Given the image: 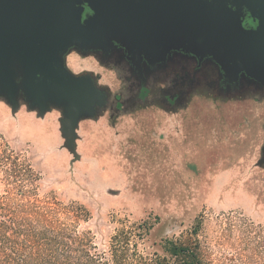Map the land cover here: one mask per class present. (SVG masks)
Wrapping results in <instances>:
<instances>
[{
    "label": "rangeland",
    "instance_id": "1",
    "mask_svg": "<svg viewBox=\"0 0 264 264\" xmlns=\"http://www.w3.org/2000/svg\"><path fill=\"white\" fill-rule=\"evenodd\" d=\"M108 58L65 54L71 72H86L106 93L94 116L78 120L74 147L60 108L40 114L19 99L12 109L0 97V195L10 167L1 158L17 154L39 173L41 195L87 207L90 218L79 226L99 249L121 220H146L153 226L138 248L162 254L163 239L185 235L200 217L210 264H264V92L196 90L170 107L161 85H151L130 105Z\"/></svg>",
    "mask_w": 264,
    "mask_h": 264
},
{
    "label": "water",
    "instance_id": "2",
    "mask_svg": "<svg viewBox=\"0 0 264 264\" xmlns=\"http://www.w3.org/2000/svg\"><path fill=\"white\" fill-rule=\"evenodd\" d=\"M72 48L137 67L206 56L235 81L264 82V0H0V97L12 109L19 99L40 114L60 108L74 147L78 120L106 93L66 67Z\"/></svg>",
    "mask_w": 264,
    "mask_h": 264
},
{
    "label": "trees",
    "instance_id": "3",
    "mask_svg": "<svg viewBox=\"0 0 264 264\" xmlns=\"http://www.w3.org/2000/svg\"><path fill=\"white\" fill-rule=\"evenodd\" d=\"M1 159L10 167L0 195V264H210L199 238L200 217L185 235L163 239L162 254L144 255L138 248L153 226L146 220H121L99 249L91 231L79 226L90 218L86 206L63 202L53 193L41 195L40 175L30 164L17 154Z\"/></svg>",
    "mask_w": 264,
    "mask_h": 264
},
{
    "label": "flooded vegetation",
    "instance_id": "4",
    "mask_svg": "<svg viewBox=\"0 0 264 264\" xmlns=\"http://www.w3.org/2000/svg\"><path fill=\"white\" fill-rule=\"evenodd\" d=\"M245 25L251 26V21H247ZM106 57H109L106 63H109L115 74L120 75L118 84L124 85L122 90L132 95V99H128L130 105H136V101L144 100L151 92V85H161V99L170 107L177 106L180 97L186 99L196 90L207 91L220 97L252 93L255 90L264 92V87L258 86L264 85L263 81L246 78L239 82L235 81L236 79L225 75L222 67L214 59L206 56L200 58L188 53L173 52L160 66L143 64L139 67L114 56Z\"/></svg>",
    "mask_w": 264,
    "mask_h": 264
}]
</instances>
